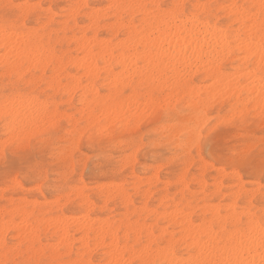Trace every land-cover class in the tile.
Wrapping results in <instances>:
<instances>
[{
    "label": "rangeland",
    "instance_id": "1",
    "mask_svg": "<svg viewBox=\"0 0 264 264\" xmlns=\"http://www.w3.org/2000/svg\"><path fill=\"white\" fill-rule=\"evenodd\" d=\"M4 1L5 2L11 1L10 3H24V4L25 2L35 4L39 1L40 5L43 6L42 7L43 9L41 8L40 12L44 16H49V11H48L49 9L51 10V16L55 15L54 17L56 19V25H55V29L53 30L55 31L57 30V32L59 33L58 39L59 38L63 39L65 37L70 39V37H73L74 35L80 37L81 36L80 30H78L77 27L84 28L86 27V25L89 24V21L87 20L85 14L89 13V11H93V10L95 11V9L96 10L98 9L97 11L105 12L107 11V6L109 4V1L107 0H87L89 7L84 8L81 11L80 15L78 16V18H76L73 22H71L72 27L74 25V22L77 24V27L75 28L73 27L72 30L68 31V33L65 35L59 32L60 31L59 29L62 28L63 22L67 20L66 15L68 14V10L70 8L69 7L70 0L68 1L66 0H42V1L41 0H4ZM172 1L173 0H163L161 4L172 5ZM241 3H243V0H239V5H242ZM209 4L211 5L223 4V6L224 5L226 6V4L229 5V2H227L226 0H215ZM216 10L217 8L213 9L214 14L220 15V19L217 23V26L219 28L227 27L230 23V21L228 20L229 16L224 17V14H222L220 11L217 12ZM222 15L223 17H221ZM50 18L51 17H49V19ZM37 19L29 20L30 25H32L31 28H36ZM229 26H232L231 30L237 29V25H231L230 23ZM103 30L104 29H102V31L99 32L100 37L103 38L104 40L111 39L112 36L109 34V32H107V30L104 31ZM89 33H91V35H89L91 37L92 32ZM61 36H63V38ZM53 39L55 43L56 42L55 37H53ZM57 46H59L62 49L60 56L64 55L65 57L82 58V55L78 53L77 50H75L76 48L74 47V45L70 44L67 41H63L61 43L60 41H58L57 44L55 43V47ZM72 64L73 63L65 64L66 74L68 75L70 74V76L73 75L72 77L75 78H79V76H81V79L80 78L79 79L82 85L83 86L87 85L88 75L86 74V72L84 70L83 71L78 70L76 68V65L74 64H73L74 66L72 67ZM222 70L226 75H230V73L232 74L234 72V66H231V64L227 62L226 63L224 62V66ZM244 71H246V69ZM83 74H85L86 77ZM50 75L52 76V73L51 71H48L46 76L47 80H50L51 77ZM64 76L65 74L61 78H63ZM126 78L129 79V77L126 76L124 78L123 83L126 82L125 81ZM65 79L66 77L62 79L63 85L65 83H68V80L71 81V77H68L67 78L68 80ZM128 79L127 82H129ZM192 79L197 86L205 85L204 87H207L208 85L210 86V84L212 83L211 81L206 80L205 77L201 74H197L196 76H193ZM106 80L109 81V84L110 81H112V79L111 80L107 79L106 76L103 74V72H101L100 78L97 79V87L99 88L103 83V86L99 88L100 96L102 98L107 97V94H110L109 91L112 90L111 84L109 86L108 81ZM134 81L136 82L138 81V79L135 78L131 80L130 81L131 83L129 82L130 86L127 87L126 89L125 88L123 89V93L127 92V95L123 94V97L125 99L132 98V94L134 92V90L132 89L137 87L135 86V84L138 85V83L137 82L135 83ZM112 84H114L113 81ZM66 85L64 86L66 87ZM147 85H148L147 82H144L142 84V89L140 90L139 95L146 94ZM107 86L109 88H107ZM143 86L145 87L143 88ZM118 88L120 89V86ZM129 88H132L131 90L133 92ZM46 91L47 90L42 91L40 94L44 95V92ZM54 92L55 90L51 91L50 96L45 95L44 98H46V100L45 99L44 100L49 103L50 102L52 103L54 101L55 105L56 103L57 104L61 103L56 106L59 112L56 115L58 119L57 121H54L55 124H51L49 127H44L42 132L39 133L41 136H43L45 132H49L48 133V135L50 134L49 143L48 141H43L42 146L36 147L35 149L32 150L28 149V145H24L21 149L18 150V151L28 152V155L24 157L17 155L16 152L14 151H9L8 153L9 171L20 172L22 169H27L29 166H31L36 169H40V170L43 169V177H44L43 179H41L40 172L37 171L36 174L32 175L31 177L27 179H21L19 181V184L21 185L20 188H13L11 190L8 189L5 181L4 153L2 149L4 145L3 137L5 132H4V124L0 122V143H1L0 144V149H1L0 150V225L2 224L1 226L5 227L3 229V227L0 226V228L3 229V231L2 230L0 231V243L3 242L2 243L3 246L0 244V255L3 254V257L0 256V261H2L3 258H4L3 261L5 262L8 261L14 262L18 259L22 260L25 258V254L28 253L30 250L33 252V255H36V250L33 249V245L40 244L39 245L40 250L38 248L37 258L47 260L49 261V264H55V263L59 264L60 262H61L60 264L62 263L76 264L79 261L85 264L86 263L85 260L88 259L93 260L92 264H108V261L106 262L107 259L106 252L108 251L107 244H110L109 239L106 240L107 244H104L107 245L106 247L107 249H106L105 246L103 245L99 247L98 246L99 243L97 242L98 240L97 239L95 240L94 235H92L93 237L89 242L90 246L89 248H87V250L88 249L90 250L92 248V250L94 249V252L88 251L86 253L85 252L86 248H84L86 245H84L83 242L82 241L80 242L79 240V238L81 237V232L79 231L80 225L78 224L80 222L77 224V221L80 220L81 222H84L86 217L89 216L88 218L90 219L89 220L90 223L92 224L94 222L92 225L95 231H97L96 228H98L97 223L99 224V221L100 223H102V221L104 222L105 220H110L111 222L115 223L116 226L121 225L122 228L119 233V236L121 238L122 244H124V242L125 244L127 243V241H125L126 239L125 235L123 236V232L126 230V226L132 223L134 224L135 221L139 222L140 224H144L146 227L147 225L151 224V229H154L155 234L158 235L159 229L168 227L167 226L168 223L164 221L157 224V222L153 218H150L148 214L145 211H143V209L146 208L145 206L146 204L148 208L151 210L158 209L160 205L159 200L163 196H167L168 200H174L176 203L185 204V202H188L192 204L195 210V214L193 215L192 219L193 221L197 222L195 224L196 226L199 225L200 220L204 218L205 215L202 209L207 207L208 204L214 206L223 205L224 207H226L229 204L232 205L233 203H235L236 210L237 208H239L241 212L248 211L249 209H253L252 213H256L257 216H259L261 213H264V207H262L264 201H262L261 196L258 195L255 199H253L251 205L249 203L250 195L254 194L253 190L256 191L259 189V186H261L259 165H260V155H261V144L262 142H264V122H263L264 119L260 120L261 118L258 117L257 111L252 109L253 108L252 104H250L247 107L242 104L237 105L235 104V100H227V97H225L217 101L212 108H208L206 110L201 111V115L204 114L202 121L204 124L206 123L205 125L204 124L202 125L201 123L202 121L198 122V124L195 125L196 112L193 108L191 107L189 108L188 98L184 97L183 95L176 94L177 95L176 97H178L179 101L178 99H176L174 105V100L176 97L175 95L173 97H171V95H168L169 93H171V89L168 90V88H166L164 90L160 89L159 91L155 92L156 94L155 98L162 99V102L166 100L163 102V105H161V101H160L158 105L160 108L157 107L155 112H153V107L151 109V106L145 105L146 101L143 96L139 97L138 103L141 104L140 102H142L141 105L143 106V108H145V111L146 110L147 111L144 112L142 115H139L137 122L135 121L136 120L135 118L130 121H127L126 118H123L124 123L125 120L127 121V123H125L126 125L123 122H121L122 119L121 121L118 122L116 121L114 122L115 124H113L112 123L113 121H109L108 119L106 120V117L105 118L103 117L102 120L96 122L97 124L95 123L92 125L96 116H99L98 114H100L99 111L102 110L101 108L105 107L107 104H108L107 106H110L109 100H107V103H105L102 107H97L96 110H94V116L96 115L94 119L91 117L86 122V119L88 118L87 117L86 119L83 118L85 114L80 115L81 113L80 107L83 108V105L80 104L81 102L79 101V97L81 96L80 94L81 91L77 92L74 96L69 95L68 98H67V94L64 95L63 92L60 93L57 92L54 93ZM104 94L106 96H104ZM167 95L170 97V99H168L169 97ZM245 97L246 96H244L243 98ZM89 98H91V96H89ZM89 100L91 101L92 98ZM143 100L145 103L143 102ZM110 101H111L110 104L114 103L113 100ZM166 102H168V104ZM165 103L167 105H164ZM240 105H242V107H240ZM162 106L163 108H161ZM106 109L104 108L103 110L105 111ZM78 110H80L79 113L77 112ZM238 110L243 113L244 110L245 112L246 111L249 112L247 118L244 119L245 121L242 122V119L240 118V114L242 113L240 112L237 113ZM102 112L103 111H101V113ZM233 113H235V115ZM59 114L61 115L60 117H63V119L61 118L59 120ZM65 114L69 117L71 116V119L66 121V119L68 118L64 117ZM232 115H234L235 117H233ZM73 119H75L76 122H73L74 121ZM89 121H91L92 123H89V125L84 124V123H88ZM108 121L111 122L113 125L107 126L109 128L105 129L106 126L104 125L105 124L109 125ZM71 126L72 129H70ZM89 126H92L90 127L91 129L89 128ZM165 126L166 127L168 126L167 127L168 129ZM169 126L172 127L170 128ZM53 127L54 129L52 130ZM192 127L194 128V132L191 131ZM86 128H88V130H85L83 133H80V135L82 134V136L79 139L80 141L78 140L76 142L75 138L76 137L78 138L77 133L80 132V131L78 132V130L81 129V131H83ZM103 129H105V131H103ZM186 129L187 132L185 133ZM197 129H198V133H197L198 136L197 134H195L197 132ZM177 130L180 131L181 133L178 132ZM66 132L69 133L67 134ZM70 133H72L73 135H71ZM189 138H191V140H189ZM242 139L248 141V148L250 147L249 149L254 152V165L256 168V172L254 175H251V177L249 176L248 173L241 174L240 178L244 182V188L247 193L241 194L240 197L236 198L237 199L236 200L234 198L233 193L236 191L235 186L237 184V181L236 178L233 177V175L227 172L225 166L228 163L227 156L230 148H235L237 146L236 142ZM193 143H195L196 145L195 156L191 154L193 151ZM201 145H203L202 148ZM135 150H137L136 153ZM68 151L70 152V154ZM132 151H134V153ZM62 152H66V153H62ZM132 153L133 155L135 154L133 157H131L133 161L135 159V162H132L131 160V163L133 164L130 163L131 158L130 159L128 158L129 156H132L130 155ZM123 161L125 162V165ZM126 163H128V166ZM71 164L73 167L70 166ZM202 164H204L203 168L204 166L208 167V165H212L213 168L208 167L206 172H204V169L202 168ZM71 168H73L72 169L73 172ZM218 168L219 169L224 168L223 171L224 173L223 174L220 173ZM221 177H223L222 180H220ZM181 178L186 179L185 183L187 185L189 184L188 185L189 191L183 190L184 187H182L183 186L182 183L179 182V179ZM203 181L206 184L205 190H203L202 187L200 186V184H202L200 182ZM145 182L146 184H144ZM221 182L223 183L221 194H215L214 193L215 184L217 183L216 185H218V183L220 184ZM117 184L123 186V189L128 194V196L131 197L133 201V206H130L129 209H125V207L123 206V200L116 197V194H114L113 189L111 193H113L114 196H111V198H114V200L108 198L109 200H111V202L109 200L105 201L107 200L104 197L106 194L103 192H106L107 190H111L112 188L111 186ZM82 189L90 197V201L96 205L95 208H92V210H90L89 212L88 211L86 212L85 209H82L81 207L82 205L80 204L81 201H79L77 197H74L75 194H77ZM144 190L146 192L152 193V195L151 194L149 195L150 197H148V199H146L143 196L144 195L143 193H145ZM202 191L204 192L205 195L203 194ZM243 197H247V199H243ZM56 199L58 200L56 201ZM65 199L67 200V202ZM55 201L57 204H55ZM241 201L243 202L241 203ZM35 202L38 205L34 209L32 204ZM79 204L80 206H78ZM245 205L247 206L246 208L244 207ZM10 208L14 210L11 211ZM22 210L26 212L33 211L32 216L27 217V215H22L23 214ZM86 213L88 215H86ZM222 213L227 214L230 212L225 210V208H223ZM84 215H86V217ZM96 217L99 219L97 220L98 222L96 221L97 219ZM56 218L58 219V221ZM59 218L60 219L63 218L64 220L66 219L68 222V232H69V237L71 238L70 241L72 242V243L70 242L69 245L70 246L69 249L72 250L70 254L69 252H66L68 245L66 246L65 244H62L60 242L61 238H59V236L58 237L56 236L59 235L57 233L59 229L58 226L60 225L59 224L55 225V222L57 221L58 223L60 220ZM69 219L71 220L74 219L75 221H71V220L69 221ZM92 219L95 221H93ZM21 222L22 224H20ZM26 222L30 224L27 223L28 225L27 224L24 225V223ZM74 222H76L75 225ZM69 223H71V225H69ZM22 225L25 226V229L24 226ZM124 225L125 227H123ZM152 225L154 226L152 227ZM56 226L58 227V229L56 228ZM29 227L33 228L34 230L36 228L37 231L39 229L38 234L37 231L36 230L34 231L33 229H31L30 232L25 234V232L29 231L30 229ZM148 227H150V225ZM148 227L147 230L149 229ZM100 228H98V231ZM169 229L170 231H173L172 228ZM32 230L34 231V233H36L35 234L37 235L36 237L40 238L39 239L40 242L37 241L38 240L37 238H35V241L32 239L35 237V236L34 237L31 236V232H33ZM175 231H179V229L176 228ZM177 234H179V232L175 233V235ZM74 240L76 241L79 240V242H75ZM141 241L140 243H142L144 246L146 243L145 242L146 239L144 238ZM60 243L61 245L59 247ZM102 246L103 248H101ZM141 246L142 245L140 244L139 247ZM41 249H42V253L40 252ZM178 250L179 253H181V255L185 254L184 248L182 246H179ZM79 253L80 254L86 253V255L84 254L85 255L84 262L83 260L80 259L81 256ZM57 254L61 256L59 260L57 258H54L55 255ZM133 264H137V262L135 261Z\"/></svg>",
    "mask_w": 264,
    "mask_h": 264
},
{
    "label": "bare ground",
    "instance_id": "2",
    "mask_svg": "<svg viewBox=\"0 0 264 264\" xmlns=\"http://www.w3.org/2000/svg\"><path fill=\"white\" fill-rule=\"evenodd\" d=\"M66 1H68V0H66ZM107 1H109V4H149V5H151V4H161V2L163 0H107ZM212 1H215V0H173L172 4L180 3V4L187 5L189 8L190 16L195 17V16L202 15L204 17L203 21L201 22V21L197 20L196 23H193L188 17H186L185 21L180 22V23L173 22L170 26H167L166 29L162 33L157 32L155 36H151V37H150L149 33L145 32V27L143 25L140 27H137L136 24L132 23L131 16L129 18L128 23L124 24L119 19V15L114 13L115 18H114L112 24L100 25L99 17L103 16V14L108 11V9L105 12L104 11L103 12L97 11L98 9L97 10L95 9V11L94 10L89 11V13L85 14L87 20L89 21V24L86 25V27L79 28V27H77V24L74 22L73 27L74 28L77 27L78 30H80V35H81L80 37L74 35L73 37H70V39H69L67 37L63 38V36H61L63 39H60V38L58 39L59 33L57 32V30L55 31L53 29L49 30L46 33V36L37 37L35 35L37 28H31L30 30L33 33L32 41L29 42V40L25 36L21 35L19 42L15 44V51L10 48L7 52V55L12 57V58H15L17 56V54L22 53L25 48L30 49L32 47V45L38 39H44V40L52 39L53 47H55V43L57 44L58 41H60V43L63 41H67L70 44H73L74 47L76 48L75 50H77V52L82 55V58L81 57L80 58H78V57H76V58L65 57L63 55L57 59L54 66H51V59L49 58L45 62H43L39 65L40 78L41 79L45 78V74L48 71H51L52 76L50 75L51 76L50 80H48L50 82L49 87H50L51 91L55 90L54 93L63 92L64 95L67 94V98L69 95L74 96L77 92L81 91V93H80L81 96L79 94V96H80L79 101L81 102L80 104L83 105V108L80 107V109H81L80 115L81 114L86 115V116L84 115V117H83L84 119H86V117L88 118V119H86V122L91 117L94 119L96 116V115L94 116V110H96L97 107H102L105 103H107V100H109V105L111 107L107 106L108 105L107 104L105 107L101 108L102 110H100L99 111L100 114H98L99 116L101 115L100 116L101 118L99 116H96V118H95L96 120L94 119L93 123L91 121H89L88 123H84V124L89 125V123H92V125H93L96 122H98L99 120H102L103 117L104 118L106 117V120L108 119L109 121H113L112 122L113 124H115L114 122H116V121L117 122L121 121V119H122L121 122L124 123L123 118H126L127 121H130V120L135 118L136 119L135 121L137 122L139 115H142L144 112L147 111V110L145 111V108H143V106L141 105L142 102H140L141 104L138 103L139 97L143 96L145 101H146L145 105L151 106V109L153 107V112H155L156 108L159 107L158 105H159L160 101H161V105H163V102L166 101V100H164L162 102V99L155 98V95H156L155 92L159 91L160 89L164 90L166 88H168V90L171 89V93H169V94L166 93L168 95H171V97H173L174 95H175V97L177 95H183L184 97L188 98L189 108L190 107L193 108L196 112V114H195L196 115L195 125L198 124V122H201L202 118L204 117L203 116L204 114L201 115V111L206 110L208 108H212L216 104L217 101H219L225 97H227V100H235V104H237V105L242 104V105H245L247 107L250 104H252L253 105L252 109L257 111L258 117H260L261 118L260 120H262L261 111L264 110V79H262V75H261V71H260V69H261L260 56H261V53L264 52V49L261 48V37L259 34V24L256 25L255 30L245 31V32L241 33L240 26L236 23V20L230 18L232 16V9L225 8V7H219V8H217L216 11L217 12L220 11L222 14H224V17L229 16L228 20L230 21L231 25H237V29L236 30L233 29L234 31L231 30L232 26H229L230 23L227 27L219 28L217 26V23L220 19V15L214 14L213 9L205 10L203 8L197 7L199 5L209 4ZM226 1L229 2V5L239 4V0H226ZM4 2H5L4 0H0V3H4ZM10 2L7 1V3H10ZM260 3H261V0H243V3H241V4L242 5H253V4L259 5ZM25 4H28V3L25 2ZM35 4L40 5L39 1ZM84 5H88L87 0H70V6H69L70 8L68 10V14L66 15L67 20L63 22L62 28L59 29L60 31L58 30L59 32L66 35L68 33V31L72 30L73 27L71 26V22H73L76 18H78L81 11L84 9V7H82ZM209 5H211V4H209ZM74 6H81V7L77 8ZM221 6H223V4H221ZM101 10H104V9H101ZM137 11H140V10H133L132 15L134 16ZM259 11H260V9L257 7L256 12L259 13ZM46 13H48V12H46ZM119 14L125 15V14H128V12H127V10L122 9V10H119ZM82 16H83V14H82ZM221 17H223V15ZM84 19H85V17H84ZM0 22H2V17H0ZM49 23H51V18L49 19ZM43 27L44 26L40 27L41 31H43ZM102 29L107 30V32H109V34L112 36V38L109 40H104L103 38H101L99 35V32L102 31ZM125 29H127V37L122 39V38H120V36L125 31ZM89 32H92L91 37L89 36ZM53 37H55V39H56L55 43H54ZM141 45H143V46H141ZM5 55H6V53L4 50V45L2 42H0V68H2V66H3ZM224 62L225 63L227 62V63L231 64V66H234V72L232 74L230 73V75H226L223 72L222 69L224 66ZM66 63L67 64L73 63L74 65H76V68L78 70H82V71L84 70L86 72V74L88 75L87 76L88 77V80H87L88 84L86 83L87 85H85V86L82 85V83L80 81L81 76H79V78H80L79 79V78L72 77L73 76L72 74H71L72 76H70V74L69 75L66 74V65H65ZM73 64H72V67L74 66ZM250 65H251V67H250ZM101 66H103V67H101ZM33 67H36V66L33 65ZM115 67H119L120 72L114 73L113 69ZM245 69H246V71H244ZM101 72H103V74L106 76L107 79H109V80L112 79V81L114 83V84H112V81H110V84L112 86V90L109 91L110 94H107V97H103V98L100 96V89H99L100 87L103 86V83L101 84V86L99 88L97 87V79L100 78ZM127 73H128V75L129 74L130 75L128 76ZM64 74H65L64 77H66V79L68 77H71V81L67 79L68 83L64 84V85L67 84L66 87L62 84V79H64V77L61 78ZM197 74H201L205 77L206 80L211 81L212 83L210 84V86L209 85L207 86V84H206L207 87H204L205 85L204 86L203 85L197 86L193 82V79H192L193 76H196ZM83 75L86 77L85 74H83ZM125 75L127 77H129V79L126 78V80H125L126 82L123 83L124 78L126 77ZM135 78L138 79V81H136L138 83V85L135 84V86H137V87H135L134 89H132L133 87L129 88L130 90L131 89L134 90V92L131 90L133 92L132 98L131 99H125L123 97V94H124L123 89L124 88L126 89L127 87H129L130 86L129 82ZM127 79L129 82H127ZM0 80H1L0 81V93H2L3 89L5 87L4 81H3L2 71H0ZM106 81H108V80H106ZM144 82H147V84H148L147 89H146V94L145 95H142V94L139 95V92L142 89V84ZM110 84L108 81L109 86H110ZM104 85H106V84H104ZM119 86H120V89L118 88ZM144 87L145 86H143V88ZM107 88H109V87L107 86ZM166 92H169V91H166ZM89 96H91V98H92L91 101L89 100V99H91V98H89ZM104 96H106V95L104 94ZM244 96H246V97L243 98ZM44 99L46 100V98H44ZM69 99H70V97H69ZM168 99H170V97ZM176 99H178V97L175 98L174 105H175ZM45 100L42 102H38L35 109H34L35 118L39 121V125H40L38 134L42 132L44 127H49L51 124H55L54 121H57V119H58L56 117V115L59 112H58V109L56 108V106L58 104H61V103H58V104L56 103V105H55L54 101L52 103L51 102L49 103V102H46ZM110 100H113V102H114L113 104L111 103L112 105L110 104V102H111ZM178 101H179V99H178ZM143 102H144V100H143ZM166 103L168 104V102H166ZM166 103L164 105H167ZM49 104L51 106L50 111H48ZM242 105H240V107H242ZM106 107H107V109H106ZM104 108L106 109L105 111L103 110ZM161 108H163V106ZM239 110H241V109H239ZM239 110H238V112L237 111H235V112L239 113L240 112ZM245 110H244V113L240 112V113H242V114H240V118L242 119V122L245 121L244 119L247 118V116L249 114V112H247V111L245 112ZM101 111H103L104 114H103V112L101 113ZM241 111H243V110H241ZM77 112L79 113L80 110H78ZM60 114H59V120L61 118L63 119V117H60L61 116ZM233 114L235 115V113H233ZM71 115H73V114H71ZM234 115H232V116L235 117ZM182 116H183V114H182ZM64 117L68 118V119L64 118V119H66V121L71 119V116L69 117L66 114L64 115ZM80 118H81V116H80ZM54 119H56V120H54ZM75 119H73L74 120L73 122H76ZM126 120H125V123H127ZM219 120H221V119H219ZM82 121H83V119H82ZM140 121H141V119H140ZM110 123L111 122H109V125H106V124L104 125V126H106L105 129L109 128L107 126L113 125L112 123L111 124ZM201 123H202V125L204 124L203 121ZM216 123H218V122H216ZM72 126L70 129H72ZM104 126H102V127H104ZM124 126H123V128H124ZM199 126H200V124H199ZM90 127H92V126H89V128ZM169 127L171 128L172 126H169ZM166 128H165V130H166ZM53 129H54V127L52 128V130ZM105 129H103V131H105ZM85 130H88V128L84 129L83 131H81V129L78 130V132L79 131L80 132L77 133L78 138L77 137L75 138L76 142L82 136V134L80 135V133H83ZM191 131L194 132L193 127H192ZM4 132H5V127H4ZM178 132H180V131H178ZM186 132H187V129H186L185 133ZM48 133L49 132L44 133L43 137L45 139L43 141H48V143H49V141H50L49 135L50 134L48 135ZM66 133L68 134L69 132H66ZM197 133H198V129H197V132L195 134H197ZM70 134L73 135L72 133H70ZM197 136H198V134H197ZM168 137H171V136H168ZM67 140H69V139H67ZM189 140H191V138H189ZM60 141H62V140H60ZM73 143H75V142H73ZM175 147H177V146H175ZM178 147H180V146H178ZM2 149H3V147H2ZM137 150H138V148H137ZM137 150H135V153L137 152ZM66 152H62V153H66ZM132 152L134 153V151H132ZM133 153L130 154L132 156H129L128 157L129 159L135 155V154L133 155ZM69 154H70V152H69ZM66 156H68V155H66ZM131 160H132V158L130 159V163H131ZM126 162H128V161H126ZM132 162H135V159H134V161L132 160ZM123 163L125 165L124 161H123ZM126 164L128 166V163H126ZM131 164H133V163H131ZM203 165L204 164H202V168H203ZM70 166L73 167L72 164ZM84 166H85V164H84ZM207 168H208L207 166H204V168H203L204 172H206ZM211 168H213V167L211 166ZM72 169L73 168H71V170ZM41 170H43V169H41ZM72 172H73V170H72ZM219 172L222 174L224 173L221 171H219ZM222 178L223 177H221L220 180H222ZM235 178L237 181V184L235 186L236 191L234 193L233 192H231V193H233L234 198L236 199V198L240 197L241 194H246L247 192L244 188V182L242 181V179L240 177H235ZM156 180H155V183H156ZM185 180H186L185 178H181V179H179V182L182 183V185H183L182 187H184L183 190H188L189 184L187 185L185 183ZM200 183H202V184H200ZM200 183L199 184L202 187V189L205 190V188H206L205 182L203 181ZM144 184H146V182ZM216 184H215L214 193L215 194H221V191L223 188V183L221 182L220 184L218 183V185H216ZM119 185L118 184L113 185V186L110 185L112 187L111 190H107L106 192H103L106 194L104 197L107 200H105V201H108L109 200L108 198H111V196H114L113 193H111L112 189H113V192H114V194H116V197L123 200V206L125 207V209H129L130 206H133V201H132L131 197L128 196V194L125 192V190L123 189V186H121V185L119 186ZM36 186H38V185H36ZM107 186H109V185H107ZM75 189H77V188H75ZM114 189L116 190V193H115ZM253 191H254V194L250 195V198H249L250 205H251V202L253 199H255L258 195L260 196V186H259L258 190H256V191L253 190ZM153 192H155V191H153ZM143 194H144L143 196L146 199H148V197H150L149 196L150 194L152 195L151 192H146V191ZM203 194H204V192H203ZM70 195H71V193H70ZM223 195H225V194H223ZM74 197H77L79 199V201H81V203H80L82 205L81 207H82V209H85L86 212L87 211L89 212L90 210H92V208H95V206H96L95 204H93L90 201V197L84 192L83 189L80 190L77 194H75ZM59 198H61V197H59ZM72 199H73V197H72ZM72 199H71V201H72ZM111 199L114 200V198H111ZM57 200L58 199H56V201ZM56 201H55V204H57ZM73 201H74V199H73ZM109 201L111 202V200H109ZM159 201H160V205H159L158 209L151 210L148 208V206L146 204L145 205L146 208H144L143 211H145L150 218H153L157 222V224L164 222V221L167 222L168 227L160 228L159 234L156 235L154 232V229H151V224H149L150 227H148L149 225H147V227L149 228L147 230V227L144 224H140L139 222L135 221L134 224L132 223V224L126 226V230L124 231L125 233L123 232V236L125 235V237H126V239H125V241H127L126 244H125V242H124V244H122L121 238L119 236V233H120L121 228H122L121 225L116 226V224L111 222L110 220H105L104 222L102 221V223H100V221H99L101 228H100L99 224L97 223V225H98L97 227L100 228L99 231H98V228H96L98 231L97 232V231H95V229H93L94 227L92 224L94 222L92 224L90 223V221H89L90 219L88 218L89 216L86 217V215H88L86 213V215H84L86 217L84 222H81L80 220L77 221V224L79 222L81 223V224L80 223L78 224V225H80L79 231L81 232V237L79 238V240H80V242L82 241L84 245H86L84 247V248H86L85 252L86 253L88 251L94 252V249L92 250V248L90 250L89 249L87 250V248H89V246H90L89 242L93 237L92 235H94L95 240L96 239L98 240L97 242L99 244L97 242L96 243L98 244L99 247L101 245H103L106 248L108 245V251L107 252L105 251L106 255H107L106 256L107 257L106 262L108 261V264H133L135 261L136 262L142 261L145 258V255H144V249L145 248L150 247L151 245L157 243L160 240H164L165 237H167V239L169 241H171V239L175 235V233L179 232V234H184V235H182V238H180L179 240H177L175 242L174 251L172 253L164 252L163 255L161 256L159 250H157V253L153 257V258L166 259L169 261V264H172L173 260H183V259L189 257L190 249H191L192 245H191V242L188 240L186 233L190 229H192L193 227L199 228L201 225H206L207 227L210 228L213 221L219 219L223 208H225V210H227L233 214H235V210H236V204L235 203H233L232 205L229 204L226 207H224L223 205L214 206V205H209V204L207 207H205L203 209L200 207L202 209V211H204L205 216L203 219L200 220V224L196 226V225H193V219L192 218H193V215L195 214V210H194V206L192 204H190L188 202H185V204L176 203L174 200H168L167 196L161 197ZM66 202H67V200H66ZM232 202H233V200H232ZM52 204H54V203H52ZM80 204L78 206H80ZM106 204H108V203H106ZM37 205L38 204L36 202L32 204L34 209L36 208ZM63 205H64V203H63ZM65 205H66V203H65ZM196 208H198V207H196ZM12 210H14V209H11V211ZM252 210L253 209H249L248 212H250L252 215H254L258 219L259 216H257L256 213H252ZM22 212H23L22 215H27V217H31L32 213H33V211L26 212L23 210H22ZM6 213H7V211H6ZM14 213H15V211H14ZM19 213H21V212H19ZM131 213H133V212H131ZM130 216H132V215H130ZM124 217H125V215H124ZM144 219H145V217H144ZM225 219H228V217L225 216ZM70 220L71 219H69V221ZM97 220H99V219L97 218L96 221ZM57 221H58V219H57ZM57 221L55 222V225L56 224L60 225V226H58L60 231H59L58 227L56 226V228L58 229L57 234H59L56 236L57 237L59 236V238H61L60 242L62 244H65L66 246L68 245L66 252H69V254H70L72 252V250L69 249L71 238L69 237V232H68V222L66 219L64 220L63 218L60 219L58 223H57ZM71 221H75V220L73 219ZM93 221H95V220H93ZM23 222H24V220H23ZM54 222H52V223H54ZM27 223L28 222L24 223V225ZM75 223L76 222H74V225H75ZM20 224H22V222ZM28 224H30V223H28ZM24 225H22V226H24ZM27 225H26V227H27ZM69 225H71V223H69ZM16 226H17V224H16ZM72 226H73V223H72ZM153 226L154 225H152V227ZM1 227H3V226H1ZM123 227H125V225ZM4 228L5 227H3V229ZM37 228H38V226H37ZM169 228H172L173 231H170ZM176 228H178L179 231H175ZM3 229L0 228V231L1 230L3 231ZM24 229H25V226H24ZM31 229H33V228H30L29 231L25 232V234L30 232ZM21 230H22V228H21ZM35 230H36V228H35ZM34 231L31 232V236H33V237L35 236L34 238H32L35 241V238H37L36 237L37 235H35L36 233H34ZM222 231L223 230L221 229V232ZM38 232H39V229L37 231V234H38ZM54 232H56V231H54ZM75 232H77V231H75ZM22 233H23V231H22ZM2 235H3V233H2ZM143 235H144V237H143ZM22 237H23V235H22ZM9 238H11V237H9ZM144 238L146 239V241H145L146 243L143 246V244L140 243V241L143 240ZM20 239H21V237H20ZM37 239H38L37 241H39L40 238H37ZM72 239H74V238H72ZM107 239H109L110 244L106 243ZM211 239H213V240L215 239V234H213ZM79 240L78 241L74 240V241L79 242ZM3 241H4V239H3ZM2 243L3 242H1L0 244L2 245ZM61 243L59 244V247H60ZM104 244H107V245H104ZM140 244L142 245L141 247H139ZM71 245H73V244H71ZM103 246L101 248H103ZM179 246H182L184 248L185 254L181 255V253H179V250H178ZM59 247H57V248H59ZM39 250H40V246H39ZM55 250H57V249H55ZM3 252H5V251H3ZM40 252L42 253V249ZM6 253H7V251H6ZM82 253L81 254L79 253L81 256L80 259L83 260V262H84V256L86 255V253H84L85 255ZM0 256L3 257V254ZM60 257L61 256L59 254H57V255H55L54 258H57L59 260ZM125 258H126V260H125ZM3 259H2V261H3ZM88 260H85V262H86L85 264H92L93 263L92 262L93 260H91V259H88ZM3 262H5V261H3ZM62 264H66V263H62ZM76 264H83V263L79 261Z\"/></svg>",
    "mask_w": 264,
    "mask_h": 264
},
{
    "label": "snow or ice",
    "instance_id": "3",
    "mask_svg": "<svg viewBox=\"0 0 264 264\" xmlns=\"http://www.w3.org/2000/svg\"><path fill=\"white\" fill-rule=\"evenodd\" d=\"M42 5L24 4V3H0V42L4 45L5 58L0 71L3 73L4 89L0 93V122L4 124L5 134L3 137L4 153V173L8 189L20 188L19 181L27 179L32 175L40 172L43 179V170L29 166L20 172L9 171L8 153L16 152L17 155L24 157L28 155L27 151H18L24 145L32 150L42 146L45 139L38 134L39 121L35 118L34 109L38 102L44 101L45 95H51L49 87L50 82L45 78H40L39 65L47 59H51V66H54L60 57L62 49L57 46L53 47L52 39H38L30 49L25 48L15 58L7 55L11 48L15 51V44L19 42L21 35L25 36L29 42L32 41L33 33L29 20L37 19L35 35L37 37L46 36L49 30L55 29L56 19L44 16L40 9ZM81 7V6H74ZM84 8L88 5L82 6ZM197 7L215 9L225 7L232 9V16L240 26L241 33L255 30L259 24V34L261 37V48L264 49V0L259 5H209L203 4ZM257 7L260 9L256 12ZM108 11L99 17L100 25H110L114 20V13L119 15L122 23L127 24L131 16L133 24L137 27L144 26L145 32L155 36L157 32H163L167 26L173 22L180 23L188 17L193 23L197 20L203 21L204 17L190 16L189 8L184 4H110L107 6ZM127 10L128 14L120 15L119 10ZM133 10L137 11L133 16ZM51 17V23H49ZM43 27V31L40 27ZM91 35V33H89ZM127 37V29L121 34L120 38ZM143 46V45H141ZM186 54V53H185ZM261 75L264 79V52L261 53ZM35 65L36 67H33ZM251 67V65H250ZM114 72H120L119 67L113 69ZM44 90V95L40 93ZM127 95V92L124 93ZM51 110L49 104L48 111ZM261 117L264 119V110L261 111ZM235 148H230L225 166L227 172L234 177H241V174L248 173L254 175L256 168L254 165V152L248 148L247 140L236 142ZM195 143L193 144L192 155H196ZM203 145H201V148ZM212 165H208L211 167ZM219 171L223 172L224 168ZM259 174L261 176L260 196L264 201V142L261 144V155ZM247 199V197H243ZM243 201H241L242 203ZM247 207L246 205L244 206ZM264 207V204H262ZM225 216L228 219H225ZM197 222L193 221V225ZM221 229L223 230L221 232ZM188 240L191 242L189 257L183 260H173L172 264H264V213L257 219L248 211L241 212L237 208L235 214L221 213L218 220H214L211 227L201 225L199 228L193 227L187 233ZM215 234V239L211 237ZM184 234L174 235L169 241L167 237L157 243L144 249L145 258L138 261L137 264H169V261L163 258H153L159 250L161 256L164 252L172 253L175 242L182 238ZM38 245H33L36 255L30 250L25 254V258L16 261L3 262L0 264H49V261L37 258Z\"/></svg>",
    "mask_w": 264,
    "mask_h": 264
}]
</instances>
